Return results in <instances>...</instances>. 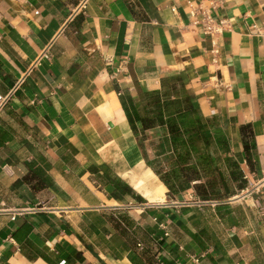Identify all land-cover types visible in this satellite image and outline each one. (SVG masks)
Segmentation results:
<instances>
[{"label": "crops", "instance_id": "0c3cea01", "mask_svg": "<svg viewBox=\"0 0 264 264\" xmlns=\"http://www.w3.org/2000/svg\"><path fill=\"white\" fill-rule=\"evenodd\" d=\"M217 1L215 52L185 0H0V264H264V0ZM176 75L245 179L223 200L170 192L121 104Z\"/></svg>", "mask_w": 264, "mask_h": 264}, {"label": "trees", "instance_id": "16d2710c", "mask_svg": "<svg viewBox=\"0 0 264 264\" xmlns=\"http://www.w3.org/2000/svg\"><path fill=\"white\" fill-rule=\"evenodd\" d=\"M126 100L121 98V104L134 130L139 122L143 131L159 126L167 132L168 142L162 141L171 152L168 168L149 164L170 192H183L198 180L192 187L201 200H223L231 195L229 182L242 175L240 170L226 175L222 161L236 168L238 165L230 159L229 146L215 119L201 114L179 76L164 77L158 89L142 91L136 101L129 96ZM241 135L248 155L251 133L247 126L242 127ZM219 153L223 154L221 158ZM107 182L117 193H130V188L116 176Z\"/></svg>", "mask_w": 264, "mask_h": 264}, {"label": "built area", "instance_id": "2783aa9c", "mask_svg": "<svg viewBox=\"0 0 264 264\" xmlns=\"http://www.w3.org/2000/svg\"><path fill=\"white\" fill-rule=\"evenodd\" d=\"M186 6L189 14L192 17L191 23L193 25L199 26L204 34L210 36L211 47L214 51H217V38L222 33V30L226 24L225 17H219L218 19H213L210 15L211 7H216L220 5V1L212 0L209 5L204 4L203 0L195 2L194 0H185ZM253 30L256 33H264V20L262 25H254ZM140 244L137 243V246Z\"/></svg>", "mask_w": 264, "mask_h": 264}, {"label": "rangeland", "instance_id": "374dc122", "mask_svg": "<svg viewBox=\"0 0 264 264\" xmlns=\"http://www.w3.org/2000/svg\"><path fill=\"white\" fill-rule=\"evenodd\" d=\"M232 161H234L237 165H238V168H236L235 166H233L232 164L229 165V163L227 162V166H228V172H233V171H236L238 173V170L239 169V164L233 159V157L230 158ZM245 183V179L243 178V174L242 176L240 177L239 180H236V179H231V181L229 182V187H233V186H236V188L239 187V185Z\"/></svg>", "mask_w": 264, "mask_h": 264}, {"label": "water", "instance_id": "95a60500", "mask_svg": "<svg viewBox=\"0 0 264 264\" xmlns=\"http://www.w3.org/2000/svg\"><path fill=\"white\" fill-rule=\"evenodd\" d=\"M3 264H7V263H3Z\"/></svg>", "mask_w": 264, "mask_h": 264}, {"label": "bare ground", "instance_id": "6f19581e", "mask_svg": "<svg viewBox=\"0 0 264 264\" xmlns=\"http://www.w3.org/2000/svg\"><path fill=\"white\" fill-rule=\"evenodd\" d=\"M148 195H149V193H148Z\"/></svg>", "mask_w": 264, "mask_h": 264}]
</instances>
